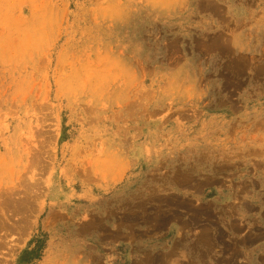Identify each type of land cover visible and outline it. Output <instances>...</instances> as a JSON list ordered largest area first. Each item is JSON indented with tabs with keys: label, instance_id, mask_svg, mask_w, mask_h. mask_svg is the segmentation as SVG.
Returning a JSON list of instances; mask_svg holds the SVG:
<instances>
[{
	"label": "rangeland",
	"instance_id": "1",
	"mask_svg": "<svg viewBox=\"0 0 264 264\" xmlns=\"http://www.w3.org/2000/svg\"><path fill=\"white\" fill-rule=\"evenodd\" d=\"M0 264H264V0H0Z\"/></svg>",
	"mask_w": 264,
	"mask_h": 264
},
{
	"label": "bare ground",
	"instance_id": "2",
	"mask_svg": "<svg viewBox=\"0 0 264 264\" xmlns=\"http://www.w3.org/2000/svg\"><path fill=\"white\" fill-rule=\"evenodd\" d=\"M32 185H33V184H32ZM35 186H36V184H35ZM35 186H34V187H35ZM26 188H27V187H26ZM28 189H29V188H28ZM30 189H31V188H30ZM32 190H33V189H32ZM25 195H26V194H25ZM11 203H12V202H11ZM14 207H15V206H14Z\"/></svg>",
	"mask_w": 264,
	"mask_h": 264
}]
</instances>
